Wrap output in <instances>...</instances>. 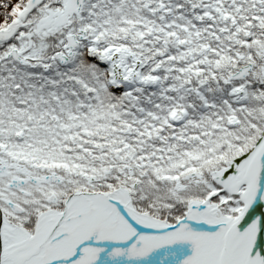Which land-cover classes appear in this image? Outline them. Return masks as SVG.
I'll return each mask as SVG.
<instances>
[{
	"label": "snow or ice",
	"instance_id": "obj_1",
	"mask_svg": "<svg viewBox=\"0 0 264 264\" xmlns=\"http://www.w3.org/2000/svg\"><path fill=\"white\" fill-rule=\"evenodd\" d=\"M0 264H264V0H0Z\"/></svg>",
	"mask_w": 264,
	"mask_h": 264
}]
</instances>
